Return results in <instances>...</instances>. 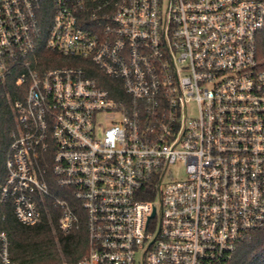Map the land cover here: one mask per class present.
Here are the masks:
<instances>
[{
	"label": "built area",
	"instance_id": "1",
	"mask_svg": "<svg viewBox=\"0 0 264 264\" xmlns=\"http://www.w3.org/2000/svg\"><path fill=\"white\" fill-rule=\"evenodd\" d=\"M43 4L0 0V203L84 219L73 264H230L264 227V0H52L47 26Z\"/></svg>",
	"mask_w": 264,
	"mask_h": 264
},
{
	"label": "trees",
	"instance_id": "2",
	"mask_svg": "<svg viewBox=\"0 0 264 264\" xmlns=\"http://www.w3.org/2000/svg\"><path fill=\"white\" fill-rule=\"evenodd\" d=\"M51 13L52 0H44L41 17L45 18V25ZM258 58L264 69V29L258 35ZM89 64L94 70L90 69V73L102 77L100 70L92 62ZM13 126V110L5 103L0 111L1 153H4L10 142L9 132ZM71 202L74 206L78 205L72 199ZM48 207V211L43 210L39 222L24 225L16 219L12 204L0 203V230L8 234L13 261L19 264H73L87 253L89 237L84 219L80 228L67 233L59 228V210L51 202ZM80 212L84 211L80 209ZM230 264H264V227L252 231L251 235L241 242Z\"/></svg>",
	"mask_w": 264,
	"mask_h": 264
},
{
	"label": "rangeland",
	"instance_id": "3",
	"mask_svg": "<svg viewBox=\"0 0 264 264\" xmlns=\"http://www.w3.org/2000/svg\"><path fill=\"white\" fill-rule=\"evenodd\" d=\"M189 109H190V112H193L194 109H195V106L193 105H189ZM17 118H18V115L14 112L13 113V123H14V126L13 128L15 127V124L17 122ZM98 122L101 123V125L106 124V119H105V114H101L98 116ZM170 169H171V173L176 176V177H185V167L183 165L182 162H179L177 164H174V165H171L170 166Z\"/></svg>",
	"mask_w": 264,
	"mask_h": 264
}]
</instances>
